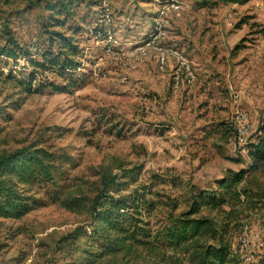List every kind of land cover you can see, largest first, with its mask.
I'll return each instance as SVG.
<instances>
[{
	"label": "rangeland",
	"instance_id": "374dc122",
	"mask_svg": "<svg viewBox=\"0 0 264 264\" xmlns=\"http://www.w3.org/2000/svg\"><path fill=\"white\" fill-rule=\"evenodd\" d=\"M170 1L74 0L65 20L46 10V0H0V48L7 46L6 32L20 47L16 59L0 55V155L37 148L60 156L54 186L24 188L34 200L30 212L0 219V264H88L82 253L98 251L94 240L65 238L77 227L89 234V214L64 209L60 200L79 188L89 196L103 170H134L136 182L119 194L144 196L133 213L144 247L164 243L169 216L187 211L194 194L210 196L241 175L235 188L245 195L236 201L229 193V206L220 209L230 212L224 236L231 264L264 261V159L247 157L264 122V0L214 8L181 0L178 10L159 18ZM52 16L64 27L52 25ZM55 32L79 49L77 83L66 91L36 90L38 82L67 84L22 55L40 59ZM108 37L117 43L110 56L103 53ZM133 37L138 42L131 43ZM161 55L171 63V84L181 61L193 75L187 83L181 67L176 93L149 90L150 80L161 86ZM32 74L27 92L19 82ZM239 116L246 135L233 145ZM196 216L221 218L203 206ZM142 252L145 263L139 264H152ZM117 263L102 258L94 264Z\"/></svg>",
	"mask_w": 264,
	"mask_h": 264
},
{
	"label": "trees",
	"instance_id": "16d2710c",
	"mask_svg": "<svg viewBox=\"0 0 264 264\" xmlns=\"http://www.w3.org/2000/svg\"><path fill=\"white\" fill-rule=\"evenodd\" d=\"M197 7L214 8L218 5H244L251 0H190ZM74 0H46L45 7L50 14L66 18ZM56 26H63V20L52 16ZM52 42L57 44V50L52 51ZM49 48L43 52L40 59L31 56L26 51L22 55L28 58V63L33 68L52 70L59 78L67 81L65 86L53 82H38L36 90L47 87L53 91H66L73 87L77 80L75 71L79 68L77 56L79 49L73 38H66L61 33H53L48 38ZM6 44L0 48V55L16 59L20 47L6 32ZM8 78H12L11 75ZM66 78V79H65ZM34 74L19 83L27 92H31ZM259 137L256 142L247 145V157L252 160L264 159V122L258 130ZM60 156L47 152L44 149L21 148L8 154L0 155V219L19 220L33 207V198L27 196L24 188L34 185L46 187L54 186L56 162ZM253 165H250V169ZM97 181L92 184L89 196L82 188L75 193H69L60 200L62 208L70 211L85 209L89 214L90 232L86 233L84 227H77L67 235L66 240L78 241L84 238L86 243L94 240L98 251L83 252L88 264H94L97 259L106 258L113 263L119 259L122 264L145 263V254L153 257L152 264H231L230 244L225 239L227 220L230 212L220 210L229 206L226 197L229 193L233 199L239 201L240 195H245L242 190L238 193L235 186L243 179L235 175L228 184L220 183L217 191L210 196L206 192L194 194L189 209L173 218L169 216V226L165 229L164 243L151 244L144 247L141 236L143 228H138V222L133 216L138 207L143 205L144 196H122L120 191L123 186L136 182L134 170H122L118 174H111L105 170L95 174ZM208 207L219 212L221 218L211 220L208 217L196 216L200 207ZM132 222L129 223L128 222ZM93 245V244H92ZM91 244L90 246L93 247ZM159 249L168 250L171 254L165 256ZM242 264V263H241ZM260 264H264V261Z\"/></svg>",
	"mask_w": 264,
	"mask_h": 264
},
{
	"label": "built area",
	"instance_id": "2783aa9c",
	"mask_svg": "<svg viewBox=\"0 0 264 264\" xmlns=\"http://www.w3.org/2000/svg\"><path fill=\"white\" fill-rule=\"evenodd\" d=\"M180 5H181V0H171L170 2H165V5H163L158 12L159 18H161L162 16H165L171 10H178ZM108 20H109V16L108 14H105L103 16V21H108ZM155 37L156 35L153 36V38ZM116 44L117 43L115 40H113L111 37H108L103 53L108 56L112 55L113 48L115 47ZM146 45H149V43L147 42ZM170 54H172L174 58L177 59V61H180L182 59L179 56L178 52L174 50L170 51ZM158 62L161 67L162 65L164 66L166 63V56L161 55ZM181 67L184 68V72H185L183 75L184 76L183 79L186 80L187 83L191 82L193 79V75L190 72V69L187 67L186 62L181 61L180 66L174 71V74H173L172 84L174 88H178L181 84H183V79L181 78V74H180ZM244 121H245V118L242 116H239L236 118V122L238 123V125L236 127V133L231 140L233 145H242L244 143V138L246 135V130L244 128Z\"/></svg>",
	"mask_w": 264,
	"mask_h": 264
},
{
	"label": "crops",
	"instance_id": "0c3cea01",
	"mask_svg": "<svg viewBox=\"0 0 264 264\" xmlns=\"http://www.w3.org/2000/svg\"><path fill=\"white\" fill-rule=\"evenodd\" d=\"M136 28V27H135ZM130 40H133V41H130ZM129 41L131 43H135V42H138L137 41V38H131ZM163 70H164V74L162 75V78H161V86L157 85L158 82L157 80L156 81H153V80H150L149 84V90H151L152 92H156V90H159L160 91H163V93H176L178 90H180L182 87L176 89L174 88V86H172L171 84V70H172V66H171V63L170 61L163 66Z\"/></svg>",
	"mask_w": 264,
	"mask_h": 264
}]
</instances>
